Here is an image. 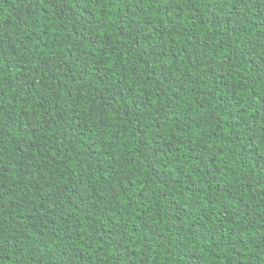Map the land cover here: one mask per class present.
<instances>
[{
  "label": "trees",
  "instance_id": "1",
  "mask_svg": "<svg viewBox=\"0 0 264 264\" xmlns=\"http://www.w3.org/2000/svg\"><path fill=\"white\" fill-rule=\"evenodd\" d=\"M0 264H264V0H0Z\"/></svg>",
  "mask_w": 264,
  "mask_h": 264
}]
</instances>
